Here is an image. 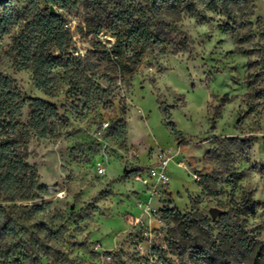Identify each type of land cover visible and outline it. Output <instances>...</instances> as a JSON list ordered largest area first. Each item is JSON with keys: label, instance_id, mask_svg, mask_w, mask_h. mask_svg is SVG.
I'll list each match as a JSON object with an SVG mask.
<instances>
[{"label": "rangeland", "instance_id": "374dc122", "mask_svg": "<svg viewBox=\"0 0 264 264\" xmlns=\"http://www.w3.org/2000/svg\"><path fill=\"white\" fill-rule=\"evenodd\" d=\"M110 1L57 7L86 74L77 87L64 86L55 97L38 90L32 73L14 63L12 37L0 40V74L25 97L55 104L69 121L59 139L30 140L28 161L46 188L33 201L0 203L18 235L9 242L10 255L8 247L1 250L7 255L0 264H193L190 241L178 224L163 221L162 210L198 221L209 217L216 236L218 220L210 210L228 211L244 194L257 202L246 229L264 242V99L250 109L248 65L257 57L240 54L236 44L237 34L250 32L243 49L264 55V0L236 6L231 31L224 30L226 16L209 11L205 0H194L205 21L186 11L170 14L160 3L150 10L147 0H134L140 16L145 8L154 27L174 43L186 37L188 50L173 54L152 47L130 74L97 53L111 49L112 32H90L100 18L108 23L101 12L107 5L112 9ZM135 48L129 45L127 54ZM226 95L230 100L223 102ZM29 119L26 107L23 122ZM234 138L250 141V148ZM162 155L169 161V184L139 180L161 164ZM252 261L245 256L234 264ZM204 264L225 263L216 257Z\"/></svg>", "mask_w": 264, "mask_h": 264}, {"label": "trees", "instance_id": "16d2710c", "mask_svg": "<svg viewBox=\"0 0 264 264\" xmlns=\"http://www.w3.org/2000/svg\"><path fill=\"white\" fill-rule=\"evenodd\" d=\"M81 0H0V40L5 36L12 37V54L14 63L30 71L38 90L55 97L64 86L77 87V80L84 78L86 70L78 66L79 57L71 51L73 34L59 15L51 14L54 6L62 9L76 7ZM134 0H111L112 9L107 5L100 18L91 27V33L100 35L112 32L115 42L110 50L97 52L102 61L114 64L117 70L130 74L142 63L145 52L157 47L166 53L186 52L187 41L174 43L168 34L159 27H154L148 18L145 8L141 16L133 5ZM147 8H158V3L170 14L188 12L191 17L201 21L207 15L197 9L194 0H147ZM209 11H220L227 18L225 31L233 29L235 7L244 0H205ZM44 2L47 3L44 4ZM131 2V4H129ZM181 7V9H179ZM244 36V39H243ZM248 32L236 35L238 52L256 61H249L247 76L248 105L253 109L257 102L264 99V55L260 49H243L241 43L251 40ZM129 45L137 46L132 54H127ZM168 46H170L168 48ZM260 59V60H259ZM226 95L223 102H228ZM30 109L28 123L23 122L24 109ZM172 130L179 135L174 123L170 120ZM69 128V121L62 117L59 108L41 98L25 97L13 81L0 74V203L28 202L36 199L38 193L46 187L40 181L37 168L28 161V148L33 135L39 138H61ZM241 142V147H249L250 141L230 139ZM248 154V153H245ZM137 175L138 172L132 173ZM256 201L251 195H242L230 210H223L215 224L220 232L213 235L214 228L209 217L198 221L190 215H181L172 209H163V221L176 223L182 228L186 240L190 241L188 250L193 264L211 263L220 257L225 264H234L241 257L251 256L253 264H264V242L250 236L246 229L247 221L256 215ZM8 208L0 205V257L5 256L2 249L18 235L14 219L7 213ZM207 231L198 235V231ZM6 254V255H7ZM247 258V257H246Z\"/></svg>", "mask_w": 264, "mask_h": 264}, {"label": "built area", "instance_id": "2783aa9c", "mask_svg": "<svg viewBox=\"0 0 264 264\" xmlns=\"http://www.w3.org/2000/svg\"><path fill=\"white\" fill-rule=\"evenodd\" d=\"M103 127L107 128L108 123H103ZM161 164L159 166L151 167L149 171L145 175L138 176L137 178L139 180H142L145 184H149V181L151 178L162 182L164 184H169L170 178L167 172V167H168V159L165 158L163 155L161 157ZM98 171L100 173L104 172L103 167H99ZM145 179V180H144Z\"/></svg>", "mask_w": 264, "mask_h": 264}, {"label": "water", "instance_id": "95a60500", "mask_svg": "<svg viewBox=\"0 0 264 264\" xmlns=\"http://www.w3.org/2000/svg\"><path fill=\"white\" fill-rule=\"evenodd\" d=\"M50 11H51V14L57 13V10L54 6H51ZM222 213H223V210L218 209V208H212L210 210V215H211L213 220L217 219Z\"/></svg>", "mask_w": 264, "mask_h": 264}]
</instances>
